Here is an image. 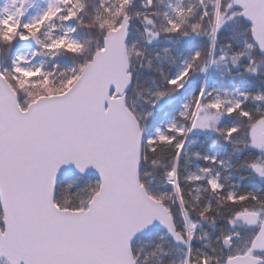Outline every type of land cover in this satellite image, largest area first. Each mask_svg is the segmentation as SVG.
<instances>
[{
  "label": "snow or ice",
  "instance_id": "obj_1",
  "mask_svg": "<svg viewBox=\"0 0 264 264\" xmlns=\"http://www.w3.org/2000/svg\"><path fill=\"white\" fill-rule=\"evenodd\" d=\"M0 264H264V0H0Z\"/></svg>",
  "mask_w": 264,
  "mask_h": 264
}]
</instances>
